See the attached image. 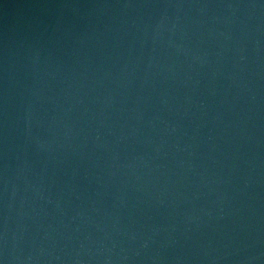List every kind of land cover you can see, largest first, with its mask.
<instances>
[{
	"label": "water",
	"instance_id": "water-1",
	"mask_svg": "<svg viewBox=\"0 0 264 264\" xmlns=\"http://www.w3.org/2000/svg\"><path fill=\"white\" fill-rule=\"evenodd\" d=\"M2 264H264V0H0Z\"/></svg>",
	"mask_w": 264,
	"mask_h": 264
},
{
	"label": "snow or ice",
	"instance_id": "snow-or-ice-1",
	"mask_svg": "<svg viewBox=\"0 0 264 264\" xmlns=\"http://www.w3.org/2000/svg\"><path fill=\"white\" fill-rule=\"evenodd\" d=\"M0 264H2V262H0Z\"/></svg>",
	"mask_w": 264,
	"mask_h": 264
}]
</instances>
